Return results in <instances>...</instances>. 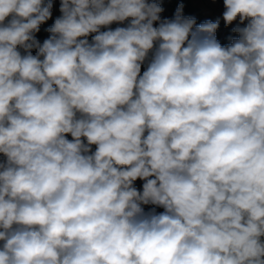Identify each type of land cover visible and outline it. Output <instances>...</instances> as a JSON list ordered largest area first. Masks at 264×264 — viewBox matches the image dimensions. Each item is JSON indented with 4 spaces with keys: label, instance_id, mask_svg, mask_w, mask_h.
<instances>
[{
    "label": "clouds",
    "instance_id": "clouds-1",
    "mask_svg": "<svg viewBox=\"0 0 264 264\" xmlns=\"http://www.w3.org/2000/svg\"><path fill=\"white\" fill-rule=\"evenodd\" d=\"M53 7L0 0V264H264V0Z\"/></svg>",
    "mask_w": 264,
    "mask_h": 264
},
{
    "label": "trees",
    "instance_id": "trees-1",
    "mask_svg": "<svg viewBox=\"0 0 264 264\" xmlns=\"http://www.w3.org/2000/svg\"><path fill=\"white\" fill-rule=\"evenodd\" d=\"M164 8V12L162 13L163 17L171 18L174 15V12L178 6V4H184V15L192 16L196 18L197 24L204 22L205 20H212L215 21L220 18L218 15H215L210 10L204 9L200 5L194 4L191 0H158ZM53 15L52 18L47 21L45 24L41 25L40 32L37 33V39L43 42L49 35L45 31L46 28L50 27L55 18L60 14L59 13V0H54V7H53ZM221 19L220 27L216 33L217 39L221 42L222 45L229 44L231 39L236 38V34L232 32V28L235 27V24L225 27L224 22ZM117 25H112L115 28ZM144 70L142 66V71ZM69 138V137H68ZM94 147V146H93ZM137 183V182H135ZM143 181H141V184ZM151 206H145V211H148ZM158 212L163 211V209L158 208Z\"/></svg>",
    "mask_w": 264,
    "mask_h": 264
},
{
    "label": "built area",
    "instance_id": "built-area-1",
    "mask_svg": "<svg viewBox=\"0 0 264 264\" xmlns=\"http://www.w3.org/2000/svg\"><path fill=\"white\" fill-rule=\"evenodd\" d=\"M203 1L205 4L204 7H210V6L213 7L214 9L212 11L214 12V14L222 18V13L224 11L223 0H203Z\"/></svg>",
    "mask_w": 264,
    "mask_h": 264
},
{
    "label": "rangeland",
    "instance_id": "rangeland-1",
    "mask_svg": "<svg viewBox=\"0 0 264 264\" xmlns=\"http://www.w3.org/2000/svg\"><path fill=\"white\" fill-rule=\"evenodd\" d=\"M197 5H200L202 6L204 9H207V10H210L212 13H214L212 10L214 9L213 7H204V1L203 0H196L194 1ZM54 11V9L52 10V12ZM69 139H71V137L69 136ZM137 183H135V186L138 188V189H141L142 188V184H141V181L140 180H137L136 181Z\"/></svg>",
    "mask_w": 264,
    "mask_h": 264
},
{
    "label": "crops",
    "instance_id": "crops-1",
    "mask_svg": "<svg viewBox=\"0 0 264 264\" xmlns=\"http://www.w3.org/2000/svg\"><path fill=\"white\" fill-rule=\"evenodd\" d=\"M194 4H196L194 1H196V0H191ZM197 5V4H196Z\"/></svg>",
    "mask_w": 264,
    "mask_h": 264
}]
</instances>
